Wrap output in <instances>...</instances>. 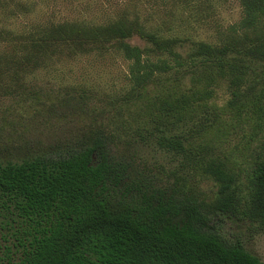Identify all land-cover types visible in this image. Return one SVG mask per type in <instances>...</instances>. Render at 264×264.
I'll list each match as a JSON object with an SVG mask.
<instances>
[{"label": "trees", "instance_id": "obj_1", "mask_svg": "<svg viewBox=\"0 0 264 264\" xmlns=\"http://www.w3.org/2000/svg\"><path fill=\"white\" fill-rule=\"evenodd\" d=\"M238 2L237 23L181 54L186 39L138 15L29 20L26 0H0V94L83 60L127 63L108 116L86 125L72 147L17 157L0 150V262L264 264L239 236L264 228V0ZM135 35L147 45H131ZM236 128L241 160L221 149ZM143 150L172 164L163 180ZM192 178L212 181L213 197Z\"/></svg>", "mask_w": 264, "mask_h": 264}, {"label": "rangeland", "instance_id": "obj_2", "mask_svg": "<svg viewBox=\"0 0 264 264\" xmlns=\"http://www.w3.org/2000/svg\"><path fill=\"white\" fill-rule=\"evenodd\" d=\"M26 1L31 8L24 16L29 20L82 18L103 22L118 13L138 15L147 24L163 28L165 33H169L166 27H171L170 33L186 39L177 48L181 54L189 51L194 41L215 42L218 32L237 23L242 14L238 0H209L188 6L174 0ZM18 21L22 24L27 20ZM129 43L140 48L147 45L136 35ZM90 60L95 63L92 67L83 60L71 71L64 68L56 74L41 72L30 77L27 87L18 93L0 94V150L11 147L15 157L26 151L65 150L74 145L75 137L86 125L108 116L105 112L110 111V102L123 91L127 63L119 58ZM79 82L83 83L82 87ZM244 143L243 130L229 129L221 149L234 152V158L241 160ZM140 155L149 168L158 169L157 178L163 180L164 171L172 166L167 157L146 150ZM189 183L207 199L213 197L212 181L192 178ZM222 231L229 237L232 228L226 225ZM239 233L244 247L264 261V228H244ZM4 257L5 251L0 247V260Z\"/></svg>", "mask_w": 264, "mask_h": 264}]
</instances>
